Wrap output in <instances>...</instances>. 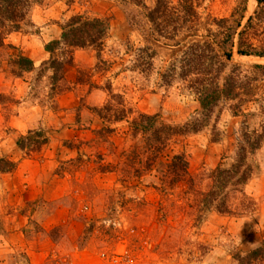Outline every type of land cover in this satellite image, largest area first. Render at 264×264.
Listing matches in <instances>:
<instances>
[{
  "label": "rangeland",
  "instance_id": "374dc122",
  "mask_svg": "<svg viewBox=\"0 0 264 264\" xmlns=\"http://www.w3.org/2000/svg\"><path fill=\"white\" fill-rule=\"evenodd\" d=\"M145 3L152 6L153 0ZM197 11L198 31L180 36L176 45L155 40L144 9L121 0H45L7 35L6 43L30 57L34 68L15 75L10 55L16 51L0 48V159L14 164L0 171V264H113L119 252L134 264H245L239 259L264 247V69L253 68L264 67V57L237 52L241 31L253 30L249 18L259 22L255 13L262 15L264 29V3L200 0ZM83 12L108 22L100 58L109 68L96 70V51L76 48L64 80L51 91L44 44L60 37L71 15ZM212 20L224 22L219 27ZM224 32L232 35L223 44L232 54L219 83L232 77L237 91L258 87L256 96L238 112L233 109L238 98L220 100L199 130L174 136L155 152L154 140L146 144L142 135L131 134L129 122L137 112L159 114L177 126L202 117L188 80L177 72L171 85L159 84L156 71L180 59L188 41L215 40V34L223 39ZM146 45L155 50L149 73L134 67L136 51ZM78 70L102 89L77 83ZM106 82L111 91L104 89ZM109 92L123 97L132 111L124 119L106 121L95 112ZM103 127L110 132H100ZM29 130L48 137L37 152L15 143ZM244 130L262 136L248 155L251 177L241 192L230 194L233 213L199 210L197 192L218 182L216 168L231 167ZM178 154L185 156L189 176L169 186L164 164Z\"/></svg>",
  "mask_w": 264,
  "mask_h": 264
},
{
  "label": "trees",
  "instance_id": "16d2710c",
  "mask_svg": "<svg viewBox=\"0 0 264 264\" xmlns=\"http://www.w3.org/2000/svg\"><path fill=\"white\" fill-rule=\"evenodd\" d=\"M45 0H0V48L8 46L16 51L10 55V63L14 67L12 72L20 75L24 71L34 68V61L24 55L20 50H16L11 44L6 43L7 35L12 31L20 29L26 21L28 13L32 6L42 4ZM124 3L135 5L144 9L143 17L149 24L150 34L155 40H164V42H172L173 45L179 44L180 36L191 37L198 31L199 13L197 6L200 0H153L152 6H148L145 0H121ZM258 5L262 7L264 0H256ZM259 22L252 24L253 17L249 18L250 28H244L240 33L237 46V52L240 55H254L264 57V29L262 15ZM216 25L221 27L224 20L214 21ZM257 28H255V27ZM109 29L108 22L98 16H90L86 12L71 15L62 25L61 34L58 39L50 40L44 44V50L49 53V59L44 63L53 71L51 79V91L56 89V84L64 80V70L68 65L73 64V53L76 48H89L96 51L97 63L94 66L98 71H107L109 66L100 58V52L104 44ZM260 30V31H259ZM223 39H219L215 34V40L206 38L204 40L188 41V45L182 51L180 59H174L164 70H157L159 84L171 85L178 72L180 80H188L189 87L196 95L201 118H195L177 126L165 123L160 119L159 114H147L137 112L134 118L129 122L132 135L140 134L147 144L150 140L157 143L155 152H161L167 147V144L174 136L183 135L189 131H197L209 119L218 102L222 99L235 100L238 98L240 103L235 104L233 109L240 111L242 103L250 102L256 96L258 87H250L246 91H237L232 84V77L227 76L220 84V73L226 63L231 59V49L225 48L223 44L231 40L230 32H224ZM261 36V37H260ZM227 40V41H226ZM253 40H255L253 42ZM233 43V42H232ZM215 44V45H214ZM232 45V44H231ZM155 50L150 45L139 48L135 53L136 64L141 72L149 73L154 69L152 58ZM239 67H234L233 70ZM255 69H264L261 65L253 66ZM76 77L77 83H88L93 88H100L89 81V73L85 70H78ZM192 75H196L192 77ZM88 78V79H86ZM234 79V77H233ZM251 79L255 80L253 76ZM106 91H111L110 82L103 85ZM264 94V90L262 91ZM264 100V96H262ZM111 99H117V104L113 105L109 102ZM254 100V99H253ZM123 97L114 95L109 92L105 102L94 108L97 115L106 121H119L124 119L132 111L124 106ZM264 110V105H260ZM235 112V111H234ZM207 119V120H206ZM205 122V123H206ZM110 128L103 127L100 132H110ZM262 134L256 130L242 131L237 140V149L234 162L228 169L216 168L218 182L213 183L212 188L207 192H197L195 203L199 210H216L219 213L232 214L230 204L231 193L241 192L242 187L248 181L253 173L250 163H248V155L253 149H256L260 143ZM48 141V137L42 130H29L26 135H20L16 139V145L22 150L28 152H37ZM150 146V144H149ZM154 151V150H151ZM154 153V152H152ZM173 162L164 164L168 170L164 173V179H169L167 185H174L178 181L186 179L189 176L187 168V160L184 155L178 154L172 156ZM0 161H3L0 159ZM14 168L13 163L7 166L2 165L0 171H11ZM215 178V180H216ZM188 181L193 182V178L189 177ZM165 191V186L162 188ZM245 264H252L255 261L264 260V247L260 246L250 250L242 259Z\"/></svg>",
  "mask_w": 264,
  "mask_h": 264
},
{
  "label": "built area",
  "instance_id": "2783aa9c",
  "mask_svg": "<svg viewBox=\"0 0 264 264\" xmlns=\"http://www.w3.org/2000/svg\"><path fill=\"white\" fill-rule=\"evenodd\" d=\"M113 264H134V261L130 257H126L122 252H119V255L112 258Z\"/></svg>",
  "mask_w": 264,
  "mask_h": 264
}]
</instances>
